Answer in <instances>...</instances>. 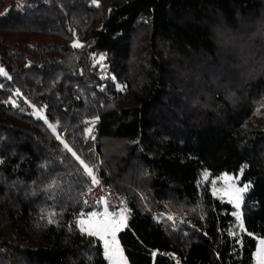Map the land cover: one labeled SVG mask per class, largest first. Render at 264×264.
<instances>
[{
	"label": "trees",
	"instance_id": "trees-1",
	"mask_svg": "<svg viewBox=\"0 0 264 264\" xmlns=\"http://www.w3.org/2000/svg\"><path fill=\"white\" fill-rule=\"evenodd\" d=\"M0 39V264L111 263L72 224L89 186L72 153L93 165L89 149L132 208L128 264H254L264 0H0ZM222 174L245 187L241 230L211 193Z\"/></svg>",
	"mask_w": 264,
	"mask_h": 264
},
{
	"label": "built area",
	"instance_id": "built-area-1",
	"mask_svg": "<svg viewBox=\"0 0 264 264\" xmlns=\"http://www.w3.org/2000/svg\"><path fill=\"white\" fill-rule=\"evenodd\" d=\"M30 114L36 118L42 119L47 126H50L46 120V117L42 112H40L36 107L31 106ZM97 123L96 121L91 126V137H95L97 134ZM52 128V127H51ZM90 137V138H91ZM92 152V151H91ZM83 172L89 179V186L85 189L84 193L81 196V205L82 209L75 212L72 216V224L76 229L86 236H91L96 239H100L99 235H89V230L96 227V230L100 226L106 228L104 232V239H100L105 243V240L108 242L111 248H116L121 250L116 234L118 230H122L127 227L129 217L132 213V208L128 204V200L125 194L113 190L100 175L99 167L94 169L90 165L86 164L83 159L78 158ZM87 168L92 170V176L96 178L99 183H93L92 176L88 175V172L85 169ZM104 210H107V214L104 213ZM81 221L84 223L81 224ZM84 229L81 231V229ZM114 232V234H113ZM118 258L121 259V255L118 254ZM123 261H126L122 256ZM174 261H177L176 258H172ZM121 260V264H123ZM126 264H128L126 262Z\"/></svg>",
	"mask_w": 264,
	"mask_h": 264
},
{
	"label": "rangeland",
	"instance_id": "rangeland-1",
	"mask_svg": "<svg viewBox=\"0 0 264 264\" xmlns=\"http://www.w3.org/2000/svg\"><path fill=\"white\" fill-rule=\"evenodd\" d=\"M75 45H80V44L75 43ZM1 46H3L2 39H0V47ZM15 51L17 52L16 48H15ZM27 105L29 106L28 115L33 117V118H36L30 114L31 106H34V107H36V106L32 103V101H27ZM37 109L40 112H42L45 116V113L42 109H40V108H37ZM37 119H40V118H37ZM97 119L98 118H92L87 123L88 125H87L86 131H85V137H86L85 144L88 141L93 142L95 139V137L94 138L91 137V134H90L91 131L90 130H91V126L97 121ZM40 120L43 121L42 119H40ZM47 122H48V120H47ZM48 124L50 126H47L45 123V125L53 132V134L55 135L58 142L60 144L62 143L60 141V139H62L65 142V140L62 138L63 136L58 135V133L55 129V126L49 122H48ZM261 126L264 127V124H262ZM61 145L63 146L64 144L62 143ZM64 148H66L65 145H64ZM69 152H71V151H69ZM87 154L92 156L93 165L88 163L83 157L78 156L77 154L73 155V153H72L73 157L77 160V162H80L78 159V158H80V159H83V161L86 164L90 165L91 168L93 167L95 169L97 167V165L99 167L100 166V160H99V157H98V154L96 153V151L94 149H89ZM206 179H207V176L204 175V180H206ZM210 183H211V193L213 194V196L217 197L219 200H221L223 202L230 204L233 207V213L232 214H233L234 218L236 219V227H238L241 230L243 228L242 211H241L242 195H243V191L245 190V187H243L241 184H239V178L234 179L231 176L226 175V174L220 175L217 179L210 180ZM104 213L107 214V210H104ZM91 230L95 231L96 227H94ZM113 234H114V232H113ZM119 252H120V254H122L121 250ZM258 254H261V257H264V239H258L257 240V247H256V250H255L254 255H253L254 264H259ZM122 256H123V254H122ZM110 264H121V259L118 258V255H115L112 257Z\"/></svg>",
	"mask_w": 264,
	"mask_h": 264
},
{
	"label": "snow or ice",
	"instance_id": "snow-or-ice-1",
	"mask_svg": "<svg viewBox=\"0 0 264 264\" xmlns=\"http://www.w3.org/2000/svg\"><path fill=\"white\" fill-rule=\"evenodd\" d=\"M65 147H67V145H65ZM69 151H71V149H69ZM73 155H75V153H73ZM83 163V162H81ZM85 169L88 172L89 176H92V170L87 168V166L85 165ZM92 180L93 183H99V181L96 180V178L94 176H92ZM84 222L81 221V224H83ZM84 229L82 228L81 231H83ZM104 232H106V228H104V226H100L97 230L93 231V230H89L88 234L89 235H99L100 239H104ZM105 248H106V256L109 257V259H112L113 256L120 254L119 249L116 248H111L108 244V242L105 240ZM121 255V260L123 261L122 258V254ZM258 259H259V264H264V257H261V254H258ZM123 264H126V261H123Z\"/></svg>",
	"mask_w": 264,
	"mask_h": 264
},
{
	"label": "bare ground",
	"instance_id": "bare-ground-1",
	"mask_svg": "<svg viewBox=\"0 0 264 264\" xmlns=\"http://www.w3.org/2000/svg\"><path fill=\"white\" fill-rule=\"evenodd\" d=\"M60 141H61L62 143H64V141H63L62 139H60Z\"/></svg>",
	"mask_w": 264,
	"mask_h": 264
},
{
	"label": "water",
	"instance_id": "water-1",
	"mask_svg": "<svg viewBox=\"0 0 264 264\" xmlns=\"http://www.w3.org/2000/svg\"><path fill=\"white\" fill-rule=\"evenodd\" d=\"M62 144V143H61ZM64 146V145H63Z\"/></svg>",
	"mask_w": 264,
	"mask_h": 264
}]
</instances>
